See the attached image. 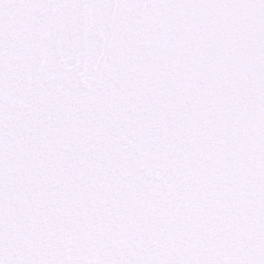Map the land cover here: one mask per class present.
<instances>
[{
	"label": "snow or ice",
	"instance_id": "1",
	"mask_svg": "<svg viewBox=\"0 0 264 264\" xmlns=\"http://www.w3.org/2000/svg\"><path fill=\"white\" fill-rule=\"evenodd\" d=\"M0 264H264V0H0Z\"/></svg>",
	"mask_w": 264,
	"mask_h": 264
}]
</instances>
